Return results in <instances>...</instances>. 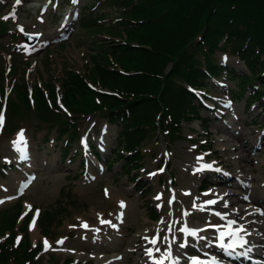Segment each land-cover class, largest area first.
<instances>
[{"label":"rangeland","instance_id":"rangeland-1","mask_svg":"<svg viewBox=\"0 0 264 264\" xmlns=\"http://www.w3.org/2000/svg\"><path fill=\"white\" fill-rule=\"evenodd\" d=\"M0 10V88L4 90L0 99V114L4 117L3 129L0 128V193H3L0 214L12 210L17 201L22 204L21 217L13 230L16 233L14 240L17 243L22 237V241L26 239L31 252L41 245L43 252L39 264H54L69 257L79 264H98L93 249L108 242L94 243L93 239L98 237L96 229H99L95 225L114 218L121 202L124 204L119 210L124 217L120 219L121 232L108 235V238H117V242L123 240L118 251L120 264H143L145 253L136 245L144 234L156 238L157 231H160L159 244L163 248L161 252L155 247L158 253L166 251L177 256L178 244L184 243L196 251L199 247L195 240L181 234L182 220L184 218L190 227L207 222L208 216L195 208L194 200H210L214 197L212 194L231 197L232 204H217V207L220 211L225 207L234 211L241 209L235 214L238 219L248 213L244 205L251 202H246L245 198L258 196L260 199L255 208L260 214L252 215L257 222L253 229L264 234V98L250 106L243 97L234 101L240 93L236 79L221 82L224 86L218 89L208 83V95L201 99L215 100L218 110L201 109V116L207 121L205 127L200 122L184 124L183 139L180 140L170 141L160 134L156 139L152 136L140 148L144 152L142 168H125L122 162L117 163L121 148L115 126H107L98 116L92 119L78 117L74 120L76 134L72 138L67 135L57 137L55 129L45 135L47 126L37 118L31 102L32 87L38 82L54 84L59 100L66 72L77 73L89 86L101 89L99 76L91 73L90 55L94 50L100 51L98 43L124 39L122 32L109 30L119 18L125 17L122 10L110 4V0H21L19 4L16 0H0ZM5 16L8 19H3ZM29 35L36 36L33 43L27 40ZM105 56L110 64L112 58L108 54ZM213 58L233 69L236 76L247 74L242 63L232 55L215 52ZM100 61L109 66L104 60ZM22 83L26 85L31 107L12 119L10 111L7 115V98L15 100L16 87ZM92 124H95V133ZM217 127L223 130L218 131ZM21 130L27 141L24 152L13 146ZM232 134H239L242 139L233 138ZM253 140H260L262 147L254 150ZM86 143L100 144L98 149L102 158L94 165L88 161L91 158ZM78 154L85 160L84 173H81L78 157H73ZM194 158L202 160L193 165L197 161ZM218 162L220 165L216 169L230 178L226 181L228 187L216 186L214 179L204 177L206 166L212 167ZM202 165H205L203 169L196 168ZM130 170H133L132 176H126ZM240 174L248 180H240ZM201 182L207 183V189L202 193L197 191ZM185 188L191 189V194ZM161 192L163 197L159 196ZM60 202L64 211L56 209ZM31 207L35 208L33 218L29 223H23L22 217ZM52 209L59 211L60 222H54L46 239L36 224L37 210L42 215ZM150 209L158 214V220H148ZM83 224L88 227H82ZM24 225L26 231H18ZM124 234L127 235L124 237ZM205 234L212 243L215 242V231ZM1 236L0 240L3 239ZM45 240L51 245L47 251ZM61 240L64 247L58 243ZM131 242L134 251L128 247ZM260 247L263 254L260 258H264V244ZM199 252L203 251L200 249ZM185 253L180 250L178 255L183 264L188 260ZM116 254L105 250L101 256L104 262H109Z\"/></svg>","mask_w":264,"mask_h":264},{"label":"trees","instance_id":"trees-1","mask_svg":"<svg viewBox=\"0 0 264 264\" xmlns=\"http://www.w3.org/2000/svg\"><path fill=\"white\" fill-rule=\"evenodd\" d=\"M110 4L125 17L109 30L120 31L125 37L118 43H98L100 51L90 55L91 73L99 76V86L109 94L91 89L81 75L66 72L61 93L62 103L71 112L67 116L58 109L54 84L35 83L32 108L47 126L46 134L55 129L59 137L67 134L72 138L76 118L101 115L119 128L118 144L129 153L127 157L119 155L125 168L139 164L141 145L155 136V131L177 140L183 123L200 119V104L189 87L206 88L211 78L224 74L236 78L233 70L215 61L216 51L243 60L249 75L237 78L240 95L253 82H259L261 88L252 98L264 95V0H110ZM106 54L112 58L110 64ZM25 90L22 83L16 87V99L7 98V115L10 111L12 119L31 107ZM3 96L0 88V99ZM58 205L56 209L64 211V205ZM56 209L41 215L43 233L59 221ZM19 210L20 205L15 204L0 214V235L9 232L0 240V264L37 262L38 252H31L26 239L14 245Z\"/></svg>","mask_w":264,"mask_h":264},{"label":"bare ground","instance_id":"bare-ground-1","mask_svg":"<svg viewBox=\"0 0 264 264\" xmlns=\"http://www.w3.org/2000/svg\"><path fill=\"white\" fill-rule=\"evenodd\" d=\"M207 122V121H206ZM218 131L223 130L221 127H217L216 128ZM233 138H240L242 139L239 134L235 135L232 134ZM245 144V143H244ZM241 147H244L242 145H240ZM252 147H259V144H256L253 142V146ZM193 159H191L192 161ZM197 163L199 164V161H194L192 164L193 165H197ZM236 164V163H235ZM199 167V166H197ZM196 167V168H197ZM240 171V170H239ZM240 179H246L245 177L241 176ZM247 181V179H246ZM223 182V181H222ZM235 187V186H233ZM3 197V193H0V198ZM231 198V197H230ZM225 198L222 197V195L216 194L214 195L213 199L210 200H203V201H198V200H194V203L196 205V208L205 213L208 218L209 221L205 222L204 224H197L195 226V228H200L202 226H206L210 223H212V221H216L217 224L219 226L222 227H228L229 221H235V224L232 225V228L234 230L236 229H240L241 227L243 228V231H240V235L246 238H249L250 243L252 244V250L250 251L251 253H253L254 255H256V253L258 252V250L256 249V246L258 248H261L260 245L264 244V234L261 233L259 234L258 232H256L253 229V226L257 225V222L253 220V216L254 214H259L256 210L257 207L255 208V205L259 202V197L258 196H253L252 198L248 197L246 198L247 201H251V204H245L244 206L248 209V213L246 214V216L242 219V220H237V218L235 217L234 213H228L229 210L226 207V209L224 210H219L217 207L218 203H222L225 206H228L229 204H232L234 202V200L231 198ZM209 201H214V203H208ZM121 202V200H119V203ZM118 203V204H119ZM250 203V202H249ZM261 203V202H260ZM120 205V204H119ZM121 208H119L120 210ZM117 211L116 215H114V218L112 217L111 220H109L108 223H100V224H96L95 226H97L99 229H96L95 234L98 235V237L94 240L95 242H108L109 245H111V247L106 244H102V245H98V248H94V253H95V258L97 259V263L98 264H120V256L118 255V251L120 250L121 246L123 245V240L119 239L120 242H117L118 239L117 238H108L109 234H113L110 236H114L115 232H121V220L119 218V213L120 211ZM242 210L241 209H237L236 212L237 214H239ZM234 212V211H232ZM102 225H105V227H102ZM263 228H264V223H262ZM209 228V227H207ZM191 230H196L194 228H192ZM200 230L202 229H198L197 230V236L194 237L195 241L197 242L198 246H200L202 249H204L205 251H212V250H216V246L212 245V243H209L207 237L204 234H201L199 232H201ZM127 234H124L123 236L125 237ZM152 240V238L149 235L144 234V237L139 240L138 244L136 246H139V250L145 253V257H144V262H150V258L153 256H149L147 254V250L148 249H153L155 245L149 243V241ZM134 242V241H133ZM133 242L128 244V247L131 249V247H133ZM64 247V246H63ZM160 250L162 251V246L159 247ZM105 250H111V253H117L116 256H112L113 258H111V260L109 262H104L105 259H103V257L101 255H103V253L105 252ZM132 251H134L135 249H131ZM178 252H180V250H178ZM153 254V251H152ZM225 252H222V255H225ZM164 256V254H163ZM160 256H156L155 258L157 259L156 261L161 260L159 258ZM169 258V260H167V262L171 261L173 262V258L175 259V257L169 256L167 255V259ZM178 262L179 259L177 258ZM155 264V263H152ZM173 264H175V262H173ZM215 264V263H212Z\"/></svg>","mask_w":264,"mask_h":264},{"label":"snow or ice","instance_id":"snow-or-ice-1","mask_svg":"<svg viewBox=\"0 0 264 264\" xmlns=\"http://www.w3.org/2000/svg\"><path fill=\"white\" fill-rule=\"evenodd\" d=\"M20 2H21V0H16V3L17 4H19ZM11 15L14 17L15 16V13L13 12ZM3 19H8V17L5 16V17H3ZM21 31H23V29H21ZM3 124H4V117H3L2 114H0V128L3 127ZM26 144H27V141L25 139L24 130H21L20 133H18L17 140L13 141V146H14V148L17 151L24 152V150L26 148ZM2 202L3 201H0V203H2ZM208 203H214V201H209ZM123 207H124V204H123V202H121V208H123ZM37 215H38V210H37ZM102 223H106V221H102ZM233 224H235V221H229V224H228L229 231L227 233H221L220 240L223 241L225 235L231 236V237H235L236 238V241L239 243V246L240 247H243L244 244L246 243V241H243L242 237H239L238 236V233L240 231H243V228L241 227L240 229L232 230V225ZM34 225H35V219L32 222V226H34ZM32 226H30V227H32ZM82 227L87 228L88 226H87V224H83ZM181 231L184 232V233H186V235H188V236H192V237H196L197 236V230H190L187 227H185V228H182ZM157 239L158 238H153L152 240L149 241V243L155 245L157 243ZM58 243H61L62 244L63 243V240L58 241ZM44 246H45V250L46 251L51 247V245L49 244V242L47 240L44 241ZM180 246L181 247H185L184 244H182ZM235 246H236L235 243L227 245L228 248H234ZM220 247L221 248H224L225 247V245L223 244V242H221ZM157 251H158V249H157ZM147 254L149 256H151L152 255V250L151 249H148L147 250ZM169 255H170V253H169ZM158 264H163V261L158 262ZM192 264H204V262L203 261H200L197 258H193Z\"/></svg>","mask_w":264,"mask_h":264},{"label":"water","instance_id":"water-1","mask_svg":"<svg viewBox=\"0 0 264 264\" xmlns=\"http://www.w3.org/2000/svg\"><path fill=\"white\" fill-rule=\"evenodd\" d=\"M30 39V38H29ZM34 39V37H31V40L30 41H32Z\"/></svg>","mask_w":264,"mask_h":264}]
</instances>
